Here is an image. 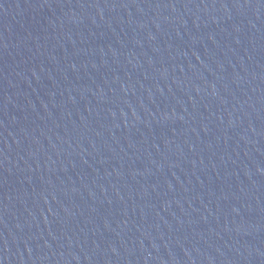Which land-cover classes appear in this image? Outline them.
I'll use <instances>...</instances> for the list:
<instances>
[{
    "label": "water",
    "instance_id": "95a60500",
    "mask_svg": "<svg viewBox=\"0 0 264 264\" xmlns=\"http://www.w3.org/2000/svg\"><path fill=\"white\" fill-rule=\"evenodd\" d=\"M0 264H264V0H0Z\"/></svg>",
    "mask_w": 264,
    "mask_h": 264
}]
</instances>
